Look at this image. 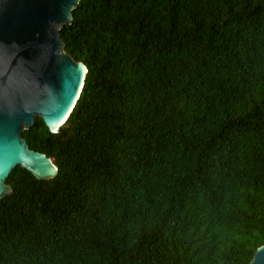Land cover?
Listing matches in <instances>:
<instances>
[{"label": "trees", "instance_id": "1", "mask_svg": "<svg viewBox=\"0 0 264 264\" xmlns=\"http://www.w3.org/2000/svg\"><path fill=\"white\" fill-rule=\"evenodd\" d=\"M86 71L51 159L0 198V264H248L264 243V0H78Z\"/></svg>", "mask_w": 264, "mask_h": 264}, {"label": "water", "instance_id": "2", "mask_svg": "<svg viewBox=\"0 0 264 264\" xmlns=\"http://www.w3.org/2000/svg\"><path fill=\"white\" fill-rule=\"evenodd\" d=\"M77 2L0 0V198L10 192L5 179L16 166L37 179L55 175L51 159L29 149L21 132L36 118L56 132L79 95L86 68L64 51L58 35ZM248 264H264V243Z\"/></svg>", "mask_w": 264, "mask_h": 264}, {"label": "bare ground", "instance_id": "3", "mask_svg": "<svg viewBox=\"0 0 264 264\" xmlns=\"http://www.w3.org/2000/svg\"><path fill=\"white\" fill-rule=\"evenodd\" d=\"M59 121H60V119H55V120H53V121H51V122H49V125L52 127H54V126H56L58 123H59Z\"/></svg>", "mask_w": 264, "mask_h": 264}]
</instances>
